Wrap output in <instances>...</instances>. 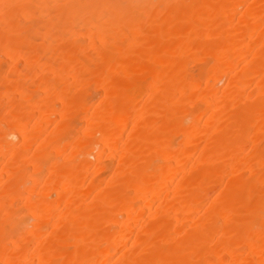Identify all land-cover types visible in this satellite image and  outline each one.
I'll list each match as a JSON object with an SVG mask.
<instances>
[{
  "label": "bare ground",
  "instance_id": "6f19581e",
  "mask_svg": "<svg viewBox=\"0 0 264 264\" xmlns=\"http://www.w3.org/2000/svg\"><path fill=\"white\" fill-rule=\"evenodd\" d=\"M0 264H264V0H0Z\"/></svg>",
  "mask_w": 264,
  "mask_h": 264
}]
</instances>
